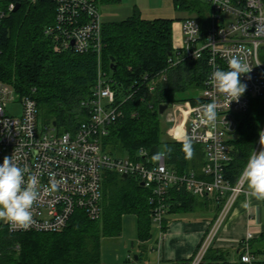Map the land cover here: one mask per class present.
I'll return each instance as SVG.
<instances>
[{"label": "built area", "instance_id": "2783aa9c", "mask_svg": "<svg viewBox=\"0 0 264 264\" xmlns=\"http://www.w3.org/2000/svg\"><path fill=\"white\" fill-rule=\"evenodd\" d=\"M32 3L37 0H28ZM57 5V21L47 28L55 47L78 54L95 53L98 59L97 78L91 97L82 100L85 118L76 128H61L52 122L41 124L40 108L30 96L20 95L13 86L0 81V158L14 155L28 174L37 178L39 197L32 209L33 221L27 228H13L5 222L10 233H52L65 229L76 211H84L91 220L103 213V186L109 172L134 177L150 193L153 220L162 224L171 208V189L186 191L196 197L212 195L219 205L218 217L200 244L192 264H199L213 244L221 228L240 197L246 201L247 185L238 178L232 182L228 167L235 159V141L239 138L240 116L246 113L254 98L264 96V0H206L209 10L202 21L189 17L181 21V39L174 42L170 67L187 60L205 58L207 72L198 102L187 108L186 126L181 128L178 141L188 138L203 147L201 170L179 173L166 163V154L154 160L144 149L139 159L114 156L104 149L103 138L123 116L122 104L134 93L131 88L118 100L114 80L102 64L103 21L100 8L92 0H52ZM20 0H0V22L14 11ZM238 56L252 70L242 74L245 93L238 101L220 94L211 82V73L219 68L227 70V62ZM211 61V63H210ZM167 71V70H166ZM166 71L147 78L149 91L156 90L159 81H166ZM21 104L19 115L7 112L8 104ZM217 105V120L206 123L203 106ZM181 105V103H178ZM173 103L171 108H177ZM161 114L168 134L173 135L177 116ZM264 130V117L259 130ZM259 135L254 151L259 152ZM253 152V151H252ZM56 182L55 190L51 185ZM253 198H251L252 200ZM264 203V201H263ZM249 231L240 242L241 262L254 264Z\"/></svg>", "mask_w": 264, "mask_h": 264}, {"label": "trees", "instance_id": "16d2710c", "mask_svg": "<svg viewBox=\"0 0 264 264\" xmlns=\"http://www.w3.org/2000/svg\"><path fill=\"white\" fill-rule=\"evenodd\" d=\"M101 6L117 5L121 0H92ZM21 6L0 22V81L10 84L20 95L34 98L42 114L50 116L59 126L76 128L85 118L81 106L91 97L97 78L98 59L95 53L78 54L55 47L47 28L57 21V5L52 0L32 3L20 0ZM207 6L197 17L206 18L209 4L206 0H177V8ZM175 19L142 18L135 11L119 22H103L102 64L114 80L118 100L130 88L133 95L122 104L123 116L110 127L103 138L104 149L114 156L139 159L144 149L152 156L166 154V163L179 173L191 169L201 170L204 162L203 147L192 144L194 155L186 159L181 141H163L160 105L177 103L184 99L179 93L189 85L202 86L207 63L205 58L187 60L170 67L174 54L173 24ZM115 59L116 70L111 68ZM167 70V71H166ZM166 71L167 80L159 81L156 90L149 91L147 78ZM191 104L197 97H189ZM264 117V96L254 98L246 113L240 116L239 138L235 141V159L228 167V177L234 182L252 153L261 120ZM167 149H171L167 154ZM150 193L134 177L123 178L109 172L103 186L100 219L91 220L84 211H76L67 227L52 233H10L5 221H0V264H102V240L121 235L123 218L134 214L138 222L141 241L152 237L153 217L149 203ZM170 213L194 208L196 197L186 191L171 189ZM165 219L162 230L167 229ZM254 264H264V232L251 241ZM197 252V251H196ZM227 251L213 244L199 264H232ZM196 255V253H195ZM191 259L162 262L160 264H192ZM145 263L139 254L118 263Z\"/></svg>", "mask_w": 264, "mask_h": 264}, {"label": "crops", "instance_id": "0c3cea01", "mask_svg": "<svg viewBox=\"0 0 264 264\" xmlns=\"http://www.w3.org/2000/svg\"><path fill=\"white\" fill-rule=\"evenodd\" d=\"M124 1L121 0L122 3ZM219 211L220 208L214 196L196 197L192 210L169 212L166 217L168 223L165 232L161 227L159 232L152 230V237L145 241H141L138 237L137 222L136 235L131 237L130 243H127L126 254L122 261L134 257L128 248L129 244L136 249L137 256L142 255L145 263L160 264L191 259L211 231ZM249 231L255 234L256 239L264 232V203L253 198L249 206L245 207V200L240 197L217 231L213 247L227 251V259L232 264H244L241 262L243 251L240 242Z\"/></svg>", "mask_w": 264, "mask_h": 264}, {"label": "clouds", "instance_id": "9594fccd", "mask_svg": "<svg viewBox=\"0 0 264 264\" xmlns=\"http://www.w3.org/2000/svg\"><path fill=\"white\" fill-rule=\"evenodd\" d=\"M211 63V61H210ZM252 70L238 56H232L227 62V70L215 69L210 76L215 89L226 98L229 103L238 101L245 93L246 85L241 83V75ZM217 105L209 103L203 106V117L206 123L214 124L217 120ZM259 152L250 154L245 163L240 180L247 185V196L245 207H248L251 198L257 201H264V130H260ZM182 151L186 159H191L194 155V148L191 141L185 138L182 143ZM171 149H167L170 154ZM160 152L153 155L154 160H160ZM28 169L21 167L14 159L5 156L0 164V221L7 222L13 228H27L33 221L32 209L39 197L37 189V178L28 174ZM56 182L51 185V190H55Z\"/></svg>", "mask_w": 264, "mask_h": 264}, {"label": "rangeland", "instance_id": "374dc122", "mask_svg": "<svg viewBox=\"0 0 264 264\" xmlns=\"http://www.w3.org/2000/svg\"><path fill=\"white\" fill-rule=\"evenodd\" d=\"M177 0H125L123 3L117 5L101 6V19L103 22H119L132 16L135 11H138L142 18L153 20L156 18H172L175 19V25L173 28V39L175 43H179L181 39V21L189 17H197L199 9L201 13H204L207 6L194 5V7H184L182 9L177 8ZM175 29V34H174ZM202 86H196L194 84L189 85L188 89L184 92H180V98L183 100L178 101L177 108H169V112L174 113L177 116L178 122L174 126L173 135H169L168 129L171 127L167 125L162 117V125L164 133L162 134L163 141H176L178 135L181 133V128L186 126L187 108L191 106V102L187 100L189 97H197L202 94ZM7 112L10 115H19L21 112V104L10 103L7 107ZM53 119L46 115L40 114L39 121L41 124L51 122ZM64 128L63 126H60ZM4 157L0 158V164L3 163ZM2 222V221H1ZM4 222V221H3ZM137 220L134 214H127L123 218V230L120 236L113 238H104L102 240V264H111L122 262L125 256V249L127 243H130L131 237L136 235ZM153 231H160V224L156 221L153 222ZM129 250L132 255H136V249L130 247ZM259 258H263L260 256Z\"/></svg>", "mask_w": 264, "mask_h": 264}, {"label": "water", "instance_id": "95a60500", "mask_svg": "<svg viewBox=\"0 0 264 264\" xmlns=\"http://www.w3.org/2000/svg\"><path fill=\"white\" fill-rule=\"evenodd\" d=\"M20 6H21V3L20 2L17 3L14 11H17L20 8ZM111 68L114 71L116 70L115 59L113 57L111 58ZM172 106H173V103L160 105L159 113L160 114H163L168 108H171ZM52 123H53V125H56L57 124L56 121H53ZM123 178H128V176L126 174H123ZM141 186H144V182L141 183ZM135 258L137 259L138 256L135 255Z\"/></svg>", "mask_w": 264, "mask_h": 264}, {"label": "bare ground", "instance_id": "6f19581e", "mask_svg": "<svg viewBox=\"0 0 264 264\" xmlns=\"http://www.w3.org/2000/svg\"><path fill=\"white\" fill-rule=\"evenodd\" d=\"M5 19V18H4Z\"/></svg>", "mask_w": 264, "mask_h": 264}]
</instances>
